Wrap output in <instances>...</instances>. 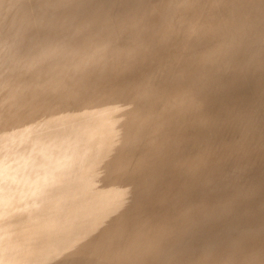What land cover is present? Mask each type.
<instances>
[{"label":"bare ground","instance_id":"bare-ground-1","mask_svg":"<svg viewBox=\"0 0 264 264\" xmlns=\"http://www.w3.org/2000/svg\"><path fill=\"white\" fill-rule=\"evenodd\" d=\"M163 1L164 0H160V2ZM243 1L250 2V0H239V2ZM258 1L264 2V0ZM150 3H152L150 0H145V6L143 4L142 10H139V14L143 17L140 20V23L145 24L146 26L140 30L134 31V35H136L135 39L129 38V35H127L125 31H120L121 29H125L124 26H115L113 22H115L116 19L111 18L113 15H109L108 12L103 15V18L99 23L101 26L97 24L99 28L103 27V30L99 29L97 33H94L95 26L97 25L93 24L94 29L90 26L91 28L88 32V38L97 37L93 40V46L88 53V57L91 56V58H83L80 60L74 59L75 67L83 68V78L88 82L87 86H84V91L92 94V90L94 89L93 92H96V95L97 91L103 94L98 95L99 98H103L108 94L113 98L114 101L109 102L108 105L100 108L102 111L108 109V106H110L111 109L113 107L112 110L117 109L119 105L116 100H120V98L126 96L129 91L137 92L138 97L136 96L137 98L135 97V100H132L133 105L139 101H143V105L137 108L139 112L147 109V105L149 104L156 103V106H158V109L154 111L155 115L153 121H150L149 125H147V118L150 116V114H147L145 117L146 119L142 121L145 126L143 127L142 124V128H140V126L137 127V139H141L144 145L142 144L143 147L141 153L137 156L138 159H135V165L139 166L138 168H141V203L146 208V211L151 214V216L146 218V223L151 224V227L150 230L146 232L145 225L140 223L139 225L142 230L137 233L136 237L138 238L134 240L141 242L145 240L144 243H149L154 240V245L150 249L146 248L144 253H142V247L137 250H129V254H133L128 255L127 259L119 261V264H217L214 262L223 260L225 256H230L229 259L232 260L235 257V253H242V256L239 260H233L232 264H240V261L252 262L253 264H264V256H259L255 261H252L257 257L256 252L264 251V245L256 244L257 240L252 238V236L245 238L239 235L240 232L238 230L237 221H234L233 225L228 224V227L223 228L221 231L218 230L219 227L216 226V224H218L217 218L219 216H223L224 214H231L234 216L237 212V208L245 202V197L249 196V194L264 191H260L259 188L257 189V184L251 188L240 184V174L239 176H236L235 174L230 173L227 176L222 170L221 166L223 165H219L221 162L218 163V165H211L212 161L214 162L217 159L221 161V159H224L227 156H225L226 153L230 152L231 154V151H233L236 148L235 146L239 144V138H243L249 134H253L256 137V132L264 137V119L259 111V104L257 108L254 106L256 101L255 98L263 93L264 79L259 82L256 79V76L246 70V68L250 71L253 70V68L257 67V64L253 60L243 61V58L246 56L244 47L248 44H245V39H241L239 45V48L245 53V56H240L243 57V60L239 58V55L238 58H234V52H232L227 45L229 43H234L232 41L228 42L227 37L224 35L226 34L224 30L228 29V22H226V18L221 15V12L225 7L224 5L227 3V0H165L164 4H161L164 6H161L160 4L156 5L155 0L150 11H148L147 8ZM159 5L161 7H158ZM261 9L262 8L259 9V13L264 12V8L260 11ZM131 18L134 19L135 16H132ZM109 19L113 24L112 26L111 24H106ZM84 20L85 18L80 20L81 23ZM162 21L165 24H163V28L161 25L163 23ZM188 23L189 25L185 26V24ZM78 24L77 28L79 30L89 28L87 24L83 25L82 23L79 27ZM188 27H192L193 30L195 29V32H187L186 29H189ZM148 32H150L149 36H147ZM226 32L227 34L229 33V31ZM220 36L225 38L223 39ZM216 37L217 39L218 37L222 39L219 38L222 43L218 41L217 44L220 42V44L225 46L224 48H226V50L224 52H213L211 42H215V46H217V39H215L216 41L213 40ZM206 39H209L210 42L206 41ZM204 40L206 42H204ZM122 41L127 43L131 49H138L142 46L144 51L146 50L148 53L145 52V57L152 59L148 63L149 67L152 65L151 68H155L158 72H165L163 73V75H165V78H163L164 81L161 80L166 83V86L163 87L166 94L163 95V93L158 92L160 84H163L159 79L161 78L160 75L162 73H155L156 70L153 69L155 74L152 72L153 74L150 75V72L152 71L151 69L149 74H147L148 78L151 76L150 78L154 79L156 74H160L158 76L160 81L152 79L153 82H149L150 78H147V81L143 79V77H135L134 72L136 70L134 71V68L136 67L132 66V63L135 61L136 63L134 64H137L136 60L133 61L131 59L133 62L127 60L129 62H124L123 64L125 66H122L121 62H123V54L125 51L123 48L125 47L123 46L121 51L115 49L117 43L121 42L119 46L123 44ZM203 42L207 44H203ZM154 47L157 49V52L152 54L151 49ZM127 49L128 48H126V50ZM62 51L65 52L64 50ZM104 56H111L114 60H112L114 66L111 64L112 67L110 65V68L115 69L114 67H118L119 65L126 69L129 67L132 69L134 67L131 72L129 68V74H131V76L127 73L130 77H128L129 80L126 79L127 74L125 75V79L128 80L130 85H127L126 83L124 84L121 81L122 78H124V75L119 77V74H121V71L119 70L121 68L120 66L117 70L120 72L116 73L118 78L115 75L113 77L114 80L117 78V81L122 77L121 80L118 82L115 80V82H117L115 83L114 80H112L113 77L110 79L111 76L109 75H112L111 73H113V69L110 71V68H107L108 65L106 66V62L108 61V57L105 58ZM103 57L105 60H103ZM142 59L144 58L142 57L141 61ZM109 60L111 59L109 58ZM109 62H107V64H110ZM70 64H73L72 60L70 61ZM176 64H180V70L173 69L172 71V66H175ZM237 64L246 68L242 67L237 72H233ZM127 66L129 67L127 68ZM142 67L137 68V70L142 69ZM144 67L147 68L148 66ZM176 67L178 69V65ZM145 71L147 70L145 69ZM138 72L137 74L140 76V72ZM258 72L259 71H257V73ZM146 73L144 78L146 77ZM261 73H258V75ZM132 75L137 79L134 82H132L134 79L131 80L133 78ZM141 75L143 76L142 72ZM69 76L70 74H67V79ZM67 79L64 82L65 85L68 81ZM155 79H157V77H155ZM126 80L124 81L127 82ZM154 81L160 82V84L154 83ZM180 82L186 83L183 85L185 89L183 91L184 94L181 96L176 94V89H178V87L174 88V84L179 85ZM12 85V87L18 89V92H12L9 90L8 88H12L9 84H0V126L2 127H0V243L8 239V233L10 231L21 228L26 222L30 209L27 206L26 200L21 195L20 190L25 192L26 190H29V187L33 185V182L29 177H35L33 173L36 172V159L32 156V148H30V141L33 135L32 132L30 136V125L34 122L31 120V117L34 116L35 110L25 98V92H20L21 89L24 90L26 86H28V83L23 78H13ZM72 87L73 89H77L75 85ZM41 92L42 90L39 89L30 93V96L28 97L35 99L41 95ZM256 94L257 96H255V98L251 97V95L254 96ZM161 95L165 97L164 100H162L163 98L161 99ZM210 101L214 102L212 103L213 105L215 104L213 109L208 105ZM32 103L35 106L38 105L34 101ZM46 104H48L47 101ZM130 109H132V106H129V109L126 111H124L125 109L123 108V111L116 116L112 113V116L107 118L111 119L109 120L110 125L108 124V126H113V132L123 133V131L117 130L118 124L116 123L126 122V116ZM99 111L98 108L94 109L96 115ZM30 114L31 117L28 116ZM25 116H28V121L31 124H29V122H26L28 124L23 122V120H27V117ZM33 118H35V116ZM250 118H254L253 125L257 124L256 127L249 123ZM220 120L226 121L225 123L223 122V124L227 123L225 128L229 127V129H227L228 133L230 131L233 134L232 137L234 136V138H232L228 135L232 138V141L230 140L232 146L228 143L231 148L227 147L231 149V151H224L226 150V143H224L225 140L223 141L224 149L222 150L224 152L219 154V149L222 148L217 149L219 152L216 151L219 155L223 156L224 154L225 157L223 156L224 158H222V156H220L221 158H217V154L216 157L214 156L216 158L215 160L211 159V161L209 159L208 161L207 156L210 152L211 144H214V141L217 139L221 141V139H223V136L221 135L225 134V128L222 127V130L220 129ZM18 122H21L20 125ZM75 122L77 121L75 120ZM24 123L25 125H21ZM14 124H18V126L14 128ZM249 128L253 129L255 132L253 133L249 130L246 131V129ZM218 132L223 133L220 135L216 134ZM206 133H215L216 136L219 135L222 138L220 139L219 136L216 138L215 136L216 140H213L214 137H212V134V136H209L212 137L213 141L210 140L211 138L207 139L205 137L204 139ZM107 136L110 138L113 137V135L110 136L109 133H107ZM229 137L228 139H230ZM227 141L229 142V140ZM123 142L122 139H118L116 141L117 148L120 149L121 146H118V144ZM219 143V141L215 143V150L217 147L216 144L222 146L221 143ZM154 144H156V146ZM95 145V143L92 144V142L89 141L85 144L86 147H84L81 143L78 154L74 156L78 157L79 155L88 152L85 154V157L87 159L91 157L92 160H95L96 158L93 153ZM166 148L171 150V154L168 155L170 158L167 157L169 159L159 156V152H161L160 155H162V151L160 150H165ZM112 150L116 153V149ZM165 151L164 154H167ZM214 151H212L213 154H215ZM128 153L131 152L120 151L118 152V155ZM131 156L132 155H127L126 159L122 160L120 163L117 162V157L113 161H108V163L104 165L105 175L103 178H109L108 183L105 184L103 179L98 182L101 187L96 190L97 193L92 194L94 198L92 199L91 205L87 207L85 216H76L77 218H71L67 221L66 219H63L64 217L62 216L61 208L53 207L47 212V208H45L42 217L34 216L31 219V223L36 230L44 219H49L54 226L64 224L60 232H55L54 234L45 237L47 248L51 249L50 253L45 252L46 255L50 257L56 256L49 262L50 264H64L68 260L71 261L66 264H114L110 259L98 263L96 254L85 251L84 247L93 240L94 244L98 243L95 234L99 233L101 229L106 226L107 219L114 214L113 204L115 199V188L117 184H119L116 171L119 168L118 166L123 165L124 163L130 164L132 161V159H130ZM218 160L216 162H218ZM24 162H28V165L25 166ZM216 162L214 164H216ZM223 164L226 163L223 162ZM207 165H211L213 168L210 166L211 170H208L209 168H207ZM199 166H202V168L200 169ZM203 166H205V168H203ZM235 166L238 167V169L241 168L238 170L239 173H241L242 166L240 163ZM101 167V165H97V168ZM183 171H190L185 173H193L196 176V180L193 178V174H191L190 178L196 182L194 181L193 183L191 181L192 179H188L190 183L189 185L192 184V187H189L187 184L188 186H185L187 188H184L187 192H183L184 189H181L182 191L178 190L179 193H177L178 191H176L175 186L179 181L178 179L181 178L182 181H185L183 178L189 176V174L188 176L186 174L185 177H182L184 173ZM179 172L183 173L181 174L182 176L179 175L180 177L178 178ZM67 174H69V170ZM115 178L116 182L114 183ZM217 179L220 181L221 186L224 185V181H226L228 182V185L232 187L229 194V205L226 208H221L217 205L214 208H209L205 213L201 206H195L193 200H191L193 197L190 198V195L193 196L195 194L193 192V194L189 195L190 190H192L191 188H194L195 191L199 187L198 185H201L202 189L198 188L197 190H203L202 194L205 196L203 199H201L203 196L199 199L201 203L206 204L212 200L210 191L213 190V188H211L213 186H211V184L212 182H214V185L218 184V182L215 183V181H213H217ZM256 179L260 181V177H257ZM156 180L159 181V184L154 186L156 185L154 184ZM182 181L178 184H181ZM111 183L114 185L113 188ZM186 183L188 182H185V184ZM193 184H196L197 188L193 187L196 186ZM102 185L104 186V189L101 191ZM127 186L130 189V193L131 191L136 190L135 182L128 181ZM183 186L184 185H178L177 189H179V187L182 188ZM215 187H219V189L223 188L216 185L214 188ZM188 189H190L189 193ZM209 189L212 190L209 191ZM219 189H217V191ZM130 193L127 196L125 206L133 203L139 194L137 193L136 196H130ZM37 194L38 192L33 196L36 207L38 206ZM209 196L210 198H207ZM218 196H215L216 198L213 197V199L219 200L223 195L221 193L220 197ZM43 203L44 200L40 199L39 204ZM201 217L206 219L204 220V223H208L209 225V238L205 237L202 239L199 235V231H197L195 227V225L200 222ZM209 217H211L212 220ZM111 232V230H108L106 234L99 239L111 238ZM37 233H39L38 230ZM157 240L159 241V244H157ZM232 241H235L238 245V249L233 252V254L228 255L226 253V243ZM20 242L22 243L23 241ZM22 244L25 245L17 246L19 248L18 252L27 250V257H29L31 253L29 248L32 247L30 242H23ZM112 245H114L113 241L110 242L109 247ZM57 250L64 253L62 257L57 256ZM12 251L17 250L14 249ZM163 251L167 252L166 254L170 253V257L174 254L176 256L184 254L191 257V259L190 261H187L176 256H173V258H157L161 256V253L163 254ZM214 251H217L218 253L217 258L212 257ZM136 252L140 253L136 256ZM200 253L203 257L198 256ZM208 255H211V258H207ZM221 263L222 262L219 264Z\"/></svg>","mask_w":264,"mask_h":264},{"label":"rangeland","instance_id":"rangeland-1","mask_svg":"<svg viewBox=\"0 0 264 264\" xmlns=\"http://www.w3.org/2000/svg\"><path fill=\"white\" fill-rule=\"evenodd\" d=\"M157 1L158 0H156V5H161L164 4L165 0L163 2H160L159 0L158 3ZM144 2L145 0H0V31H2L0 32V84H9L12 87L13 78H23L28 83V86H26L24 90L21 89L20 92H25V98L35 110V118H33L34 116L31 117L30 114L28 116L31 117V120L34 121L32 122L30 120L33 124L28 121V116H25L27 117V120H23V122H29V124H31L30 136L32 132L33 135L30 141V148H32V156L36 159V172L33 173L35 177L28 176L29 178H31L33 185H31V187H29V190H26V192L20 190V193L26 200L27 206L30 211L27 215L26 222L21 226V228L10 231L8 233V239L0 243V264H50L49 262L56 256L50 257L46 255L45 252L50 253L51 249L47 248L45 237L54 234L55 232H60L64 224H61L60 226H54V224H51V221L49 219H44L38 227L37 230L39 231V233H37L36 228L31 223V219L34 216L42 217L45 208H47V212L53 207H60L62 210V216L64 217L63 219H66L67 221L71 218L85 216L87 207L91 205L92 199L94 198L92 194L97 193L96 190L101 187L98 182L103 179L105 184L108 183L109 178H103V176L105 175L104 165H106L108 161L111 162L117 157L119 160H117V162L120 163L122 160L126 159L127 155H132L130 157V159H132L131 163H124L123 165L118 166L119 168L116 171V175L118 176V178H116L119 180V184H117L115 188V199L113 204L114 214L109 219H107L106 226L102 228L99 233L95 234V238L98 240V243L94 244L93 240L85 245L84 250L89 253L96 254L98 263L110 259V261L114 264H119V261L125 260L127 259L128 255L133 254H129V250H137L138 248L142 247V253H144L146 248L150 249L154 245V240L149 243H144L145 240L143 242L134 240L138 238L136 237L137 233L142 230L141 226L139 225L140 223H143L145 225L146 232L150 230L151 227V224L146 223V218L148 216H151V214L150 212L146 211V208L141 203V168H138L139 166L135 165V159L137 158L138 154L141 153L143 147L142 140L137 139V127L140 126V128H142V121L146 119L145 117L147 116V114H150V116L147 118V125H149L150 121H153L154 119V111L158 109V106H156V103L149 104L147 105V109L139 112L137 108L143 105V101H139L133 105L132 100L137 96V92L129 91V93L127 94L128 96L126 95L123 98H120V100H116L114 98L119 105L117 109L112 110L113 107L111 109V107L108 106V109L102 111V109L100 108L105 107V105H108L109 102L114 101L113 98L110 97V94L106 95L103 98H99L98 95L103 94L97 91L96 95V92H93L94 89L92 90V94L86 93L84 91V86H87L88 82L83 78L82 74L84 70L82 67H75L74 65V59L80 60L83 58H91V56L88 57V53L93 46V40L97 37L88 38V32L91 27L94 29V25L99 24L103 18V15L108 12L109 15H113L111 18L116 19L113 24H115V26H124L125 29H121L120 31H125L126 34L129 35V38L135 39L136 35H134V31L140 30L141 28H144L146 26L145 24L140 23V20L143 17L139 14V10H142ZM150 2L152 3L148 4V11H150V8L153 3H155V0H150ZM160 5L158 7L164 6ZM224 6L225 7L223 8L221 15L224 16L227 20L226 22H228V29L224 30L226 33L224 35L227 37L228 42H234L232 44H227L229 46V49L234 52V58H238L239 55V58H241V60H253L257 64V67L253 68V70L251 71L246 67L237 64L233 72H237L238 70H240V68L244 67L246 68L247 72H250L252 75L256 76V79L259 82L260 80L263 81L264 14L261 13L264 12L259 13L258 11L260 8H262L260 11L263 10L264 2H260L258 0H250V2L227 0V3ZM132 16H135V18L132 19ZM84 18L85 20L82 23L83 25L87 24L89 28L85 30H79L77 28V24L79 23V27L80 24H82L80 20ZM106 24H111V26L113 25L110 19L106 22ZM163 24L164 22L161 24L162 28ZM186 25H189V23L185 24V26ZM99 26L101 25L99 24ZM191 28L192 27L186 29V31L189 33H191L192 31L195 32V29L193 30V28ZM99 29L103 30V27L99 28L98 25L95 26L94 33H97ZM226 31H229V33L227 34ZM149 34L150 32L147 33V36H149ZM220 37H218V39L217 37L213 39H217V41L215 40L217 46H215V42L211 40L213 42H211V45L213 46V52L221 53L226 50V48H224L225 46L220 44V42L222 43V41L219 40ZM241 39H245V44L248 43L246 47H244L246 56L244 55L245 53L243 52V50L239 48ZM206 41L210 42L209 39H206ZM206 41L204 40V42ZM218 41L220 42L217 44ZM204 42L203 44H207ZM120 43L121 42L117 43L118 46L116 44V47L120 48L115 47V49L117 51H121V48H123V46L125 47L123 48V50L125 51L123 54V62H121L122 66H125L123 64L124 62H133L134 60H136L137 64H134L136 63L135 61L134 63H132V66L136 67H133L134 71L136 70L135 72L133 71L135 73V77H143V79L148 81V79L151 77L150 75H152L155 72L154 70L156 69L151 68L152 65L149 67L148 63L152 59L145 57V52L147 53V51H144V48L142 46H140L138 49H131L127 43L123 42V44H125L119 46ZM126 48L128 49L126 50ZM62 50H64L65 52H63ZM151 52L152 54H155L157 52V49L154 47L153 49H151ZM108 56L104 57L107 58ZM141 56L144 58L142 59V61ZM240 56H245L246 59ZM105 58L103 60H105ZM109 58L111 60H109ZM131 59L133 61H131ZM71 60L73 61L72 65L70 64ZM107 60V62L111 61L109 62L110 64H107L106 62V66L108 65L107 68H110V65H113V59L110 56L107 58ZM177 65L178 69L176 67ZM179 65L180 64H176L175 66L173 65L171 68L172 71L173 69L180 70ZM122 66H120L121 68L119 67V70L121 71L119 77L121 75H124V78L121 77L122 80L121 78L119 80H121L124 84L126 83L127 85H130L128 82V74L131 72V70H133V68L131 69L129 67L131 65L127 66V68H130L129 72V68L126 69ZM144 66L148 67L146 68ZM118 67H114L116 70L113 68L109 69L110 71H112L113 69V73H111L112 75H109L111 76L110 79H112L114 75L118 78V75H116V73L120 72L117 71ZM140 67H142V69L145 68L148 72L145 71V69L137 70V68ZM123 68H125L126 70ZM151 69L152 71L150 72V77L148 78L147 74H149V71ZM254 70L259 71L258 73H262L258 75L257 71ZM138 71L140 72V76L139 74H137ZM141 72L143 76L141 75ZM157 72L158 71L156 70L155 73ZM159 72L160 74L162 73L161 75L159 74L161 78H159V75L156 74L157 76L155 75V77H157V79H155L153 75L154 79L150 78L149 82H153L152 79L156 81H160L161 79L163 80V78H165V75H163V73L165 72ZM145 73L146 77L144 78ZM67 74H70L68 79ZM125 75L126 79L128 80L125 79ZM129 75L131 76V74ZM134 75H132L133 78L131 80L134 79L132 82L137 80L135 79ZM66 79L68 81L65 85L64 82ZM123 79L127 82H125ZM112 80H114V77ZM162 80L160 82L164 81ZM147 81L144 82L149 83ZM156 81H154V83L160 84V82ZM180 83L179 85L174 84V88L178 87L176 91L179 93L176 92V94H179L181 96L184 94L183 91L185 87L183 85H185L186 83ZM161 84L158 88V92L163 93L164 95L166 94V92L163 87L166 86V83L163 82V84ZM73 85H75L77 89H73ZM8 89L12 92H18V89L15 87ZM39 89L42 90L39 97L35 99H31L28 97L30 96V93L35 92ZM160 89L162 92L160 91ZM133 92L134 94H136L134 95ZM252 95L251 97L254 98L255 96H257V94L254 96ZM161 99L164 100L165 97L161 95ZM255 100L256 101L254 106L257 108L259 104V111L261 112L264 119V90L262 94H259V96L255 98ZM33 101L38 105L35 106L32 103ZM46 101L49 105L46 104ZM210 103L208 105H210V107L213 109V107H215V104H212L214 103L213 101H210ZM129 106H132V109L129 110L126 116V122L116 123L118 124L117 130L123 131V133L113 132V126H108V124L110 125L109 120L111 119L107 118L111 117L112 113H114L115 116L117 114H120L123 111V108L125 109L124 111L128 110ZM96 108L100 110L97 115L94 112V109ZM75 120L79 124L75 122ZM253 120L254 118L249 119V123L251 125H253ZM223 122L225 123L226 121L220 120L219 123V125L221 126H219L221 130L222 127L225 128L227 126V123L223 124ZM20 123L18 122L19 125ZM25 123L21 125H25ZM18 124H14L13 127L16 128ZM144 126L145 125L143 124V127ZM253 126L256 127L257 124H254ZM227 129H229V127L225 128V130L223 129L225 131V134L221 135L223 136L224 140L221 139V136H219L223 132L216 133L219 134L217 136L215 135V133H212L213 136L211 133H206V136L204 135V139L205 137L207 139L211 138L210 140L213 141L216 140V138H218L219 136L222 141L221 142L219 139H217L216 141H214V144L211 142L212 146L207 156L208 161L209 159H216L215 157L218 154L216 153V151L219 148H222L219 149L220 152L217 151L219 152V154H222L224 151H231V149H229L231 148L230 145L232 144L230 140L234 138V136L232 137L233 134L230 131L228 133ZM247 130L253 133L255 132L250 128L246 129V131ZM107 133H109L110 136L113 135V137H108ZM256 133V137L253 134H249L244 136L243 138H239L240 142L235 146L236 148L231 151V154L230 152H228L229 154L226 153V157L223 154L225 158L222 155L218 154L217 158L222 156V158L224 159H221V161L217 159L218 162H216L217 160L214 162L211 160V165H218V163L221 162L219 165H223L221 166L222 170L227 174V176L230 173L235 174L236 176H239L240 174V184L249 188L257 184L256 188H259L260 191H264V137H262L258 132ZM209 135L214 137L213 140ZM228 135H230L232 138H230ZM228 137L230 139H228ZM118 139H122L125 142L118 144V146H121L120 149L116 146V141ZM227 140H229V142ZM89 141H91L92 144H96L93 152L96 159L92 160L91 157L87 159L85 157V154H87L88 152L84 153L83 155H79L78 157L74 156L78 154L80 144L82 143V146L86 147L85 144ZM217 141H219L222 146L224 143H226V150L222 151L224 149V146H218V144H216L217 147L215 150V143H217ZM223 141L225 142L223 143ZM154 145L156 146V144ZM112 149H116V153ZM165 150L161 149L160 151H162V155H160L161 152H159V156H162L163 158H170V156L168 155L171 154V150L168 148H166ZM120 151H129L131 153L118 155V152ZM164 151L167 154H164ZM212 151H214L216 155L213 154ZM222 160H225L226 162ZM215 162L216 164H214ZM223 162L226 164H223ZM239 163L242 166L241 173H239L238 171L241 168L238 169V167L235 166ZM24 164L25 166H27L28 162H24ZM97 165H101L102 167L97 168ZM210 166L207 167L209 168L208 170H211V168H213L212 166L210 168ZM199 168L201 169L202 166H199ZM203 168H205V166H203ZM68 170L69 174H67ZM183 172V176L181 175V172L178 173V178L180 177L179 175L185 177L186 174L187 176L189 174V176L183 178L185 179V181H182L181 178L178 179V183L180 181L182 182L181 184L177 183V185L175 186L176 191L181 189L183 190L184 188L186 189L187 187L185 186H188L190 184L189 180L192 179L190 177L193 173H185L190 171ZM195 177L196 176L193 174L194 179ZM257 177H260V181L256 179ZM116 178L114 179V183L116 182ZM128 181L135 182L136 184V190L131 191V193L129 187L127 186ZM191 181L194 183L193 179ZM213 181H215V183L218 182V184H215L216 186L223 187L224 189H219V187L214 188L215 185L213 184L214 182H212L213 185L211 184V186L213 187L211 188H213V190L209 189V191L212 190L210 191L211 193L209 192L211 194L212 200H210L206 204L201 203L199 199L203 196V190L200 191L199 189L201 194L197 190L198 188H201V185H198L199 187L197 188V185L193 184L196 185L193 187H196L197 189H195L199 193L196 190L194 191V188H191L192 190L188 189V193L190 190L189 195L193 194V192L195 194L193 196L190 195V198L193 197L191 200H193L195 206H201L205 213L206 210L211 207L214 208L215 206L219 205L221 208H226L229 205V194L232 187L228 185V182L226 181H224V185L222 186L218 179L217 181ZM185 182L188 183L185 184ZM154 184H156L154 186H157L159 184V181L156 180ZM178 185L184 186L177 189ZM191 185H189V187H192ZM111 186L113 188L114 185L111 183ZM103 189L104 186L102 185L101 191ZM185 189L183 190V192H187V190ZM217 189L219 190L217 191ZM37 192L38 206L36 207L33 196ZM216 192H218L219 194ZM220 192L223 196L219 200L213 199V197L216 198L218 195V197H220ZM129 193L130 196H136L137 193L139 194L133 203L125 206ZM177 193H179V191ZM204 196L201 199H203ZM207 198H210V196ZM40 199L44 200L43 204H39ZM209 218L212 220L211 217ZM204 220L206 219L201 217L200 222L197 221L198 224L195 225L202 239H204L205 237L209 238V225L208 223H204ZM234 221H237L238 230L240 232L239 235L245 238L252 236V238H255L257 240L256 244L264 245V192L249 194V196L245 197V202L237 208V212L234 216H232L231 214H224L223 216H219L217 218L218 224H216V226L219 227L218 230L221 231L223 228H227L228 224L233 225ZM108 230L112 231L110 234L111 238L99 239L103 237ZM20 241L30 242V245L32 247L29 248L31 250L29 257H27V250L18 252L19 248L17 246L25 245ZM112 241L114 242V245L109 247V244ZM157 244H159L158 240ZM14 249L17 251H12ZM237 249L238 245L235 243V241L226 243V253L228 255L233 254V252H235ZM57 253L58 257H62L64 254L58 250ZM139 253L140 252H136V256ZM166 253L167 252L163 251V254L161 253V256L157 258L170 257V253ZM234 255L235 257L232 260L229 259L230 256H225L223 260L214 263L219 264L220 262H222L221 264H232L233 260H239V258L242 256V253H235ZM173 256L176 255H171L170 258H173ZM198 256L203 257L201 253L198 254ZM217 256V251H214L212 253V257L217 258ZM256 256L257 257L252 261H255L259 256H264V251L256 252ZM176 257L187 261H190L191 259V257L184 254L178 255ZM207 258H211V255H208ZM69 261L71 260L66 261L64 264L68 263ZM240 264L253 263L240 261Z\"/></svg>","mask_w":264,"mask_h":264}]
</instances>
